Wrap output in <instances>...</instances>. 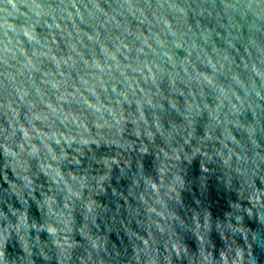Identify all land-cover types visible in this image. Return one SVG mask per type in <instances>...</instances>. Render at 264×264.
Listing matches in <instances>:
<instances>
[{
  "label": "water",
  "instance_id": "1",
  "mask_svg": "<svg viewBox=\"0 0 264 264\" xmlns=\"http://www.w3.org/2000/svg\"><path fill=\"white\" fill-rule=\"evenodd\" d=\"M0 264H264V0H0Z\"/></svg>",
  "mask_w": 264,
  "mask_h": 264
}]
</instances>
